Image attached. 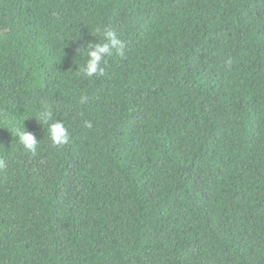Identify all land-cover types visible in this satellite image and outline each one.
Returning <instances> with one entry per match:
<instances>
[{"label": "trees", "instance_id": "trees-1", "mask_svg": "<svg viewBox=\"0 0 264 264\" xmlns=\"http://www.w3.org/2000/svg\"><path fill=\"white\" fill-rule=\"evenodd\" d=\"M0 161V264H264V0H0Z\"/></svg>", "mask_w": 264, "mask_h": 264}, {"label": "clouds", "instance_id": "clouds-1", "mask_svg": "<svg viewBox=\"0 0 264 264\" xmlns=\"http://www.w3.org/2000/svg\"><path fill=\"white\" fill-rule=\"evenodd\" d=\"M96 32L101 37L98 39L99 42L96 44H88L82 51H79H86L87 61L82 67L78 68L76 72L85 78L102 77L105 70L104 61L106 57L113 55V53L122 56L125 50L124 42L114 30H102L98 28ZM39 119L45 124H48V134L53 145L63 147L69 143L71 139L69 129L63 122H53L50 109L41 112L39 114ZM85 126L91 128L92 124L85 121ZM14 131L19 138V143L23 146V150L32 155H36L40 145L36 136L26 131L25 128H16ZM2 164L3 161H0V165Z\"/></svg>", "mask_w": 264, "mask_h": 264}]
</instances>
